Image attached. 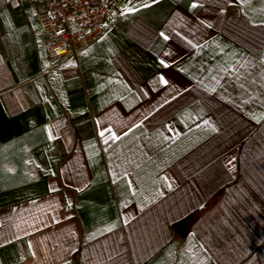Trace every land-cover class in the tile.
<instances>
[{"label": "crops", "instance_id": "0c3cea01", "mask_svg": "<svg viewBox=\"0 0 264 264\" xmlns=\"http://www.w3.org/2000/svg\"><path fill=\"white\" fill-rule=\"evenodd\" d=\"M107 5L45 70L0 0V264H264V0Z\"/></svg>", "mask_w": 264, "mask_h": 264}, {"label": "built area", "instance_id": "2783aa9c", "mask_svg": "<svg viewBox=\"0 0 264 264\" xmlns=\"http://www.w3.org/2000/svg\"><path fill=\"white\" fill-rule=\"evenodd\" d=\"M16 2L17 0H4ZM43 3L37 13L43 33L44 68L58 67L67 57L76 56L82 45L97 37L109 14L108 0H28Z\"/></svg>", "mask_w": 264, "mask_h": 264}, {"label": "water", "instance_id": "95a60500", "mask_svg": "<svg viewBox=\"0 0 264 264\" xmlns=\"http://www.w3.org/2000/svg\"><path fill=\"white\" fill-rule=\"evenodd\" d=\"M176 228H177V231H178L180 234H183V233L186 232V229H187V227H186V223H185L184 221L179 222V223L177 224Z\"/></svg>", "mask_w": 264, "mask_h": 264}, {"label": "snow or ice", "instance_id": "6c2138e0", "mask_svg": "<svg viewBox=\"0 0 264 264\" xmlns=\"http://www.w3.org/2000/svg\"><path fill=\"white\" fill-rule=\"evenodd\" d=\"M161 79L163 80V77H161ZM165 83H167V81H164Z\"/></svg>", "mask_w": 264, "mask_h": 264}]
</instances>
